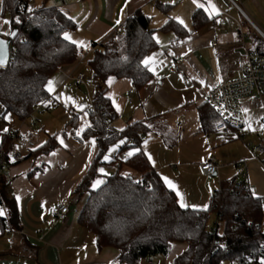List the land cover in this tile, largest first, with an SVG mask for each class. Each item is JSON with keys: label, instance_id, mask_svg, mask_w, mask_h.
I'll list each match as a JSON object with an SVG mask.
<instances>
[{"label": "crops", "instance_id": "obj_1", "mask_svg": "<svg viewBox=\"0 0 264 264\" xmlns=\"http://www.w3.org/2000/svg\"><path fill=\"white\" fill-rule=\"evenodd\" d=\"M48 1L51 2L45 0ZM217 2L218 6L214 0H197L201 7L193 0H56L55 4H47L60 7L75 22L77 28L69 35L83 42L82 54L75 64L60 68L50 78L54 90L51 93L46 90L55 105L47 110L48 115H44L45 111L32 112L21 121L12 115L8 133L16 136L13 148L20 153L21 160L6 166V175H0V197L6 189L4 198L15 202L18 215L13 220L8 205L1 208L4 214L0 216L6 218L7 226L4 228L0 221V264H118L119 251L112 247L100 249L96 236L78 222L84 197L76 190L98 154L95 138L84 141L78 138L92 125L88 109L94 85L88 61L95 50L93 45L121 36L124 23L137 11L150 18V29L154 31L157 48L146 57L152 58L148 66L153 77L138 91L127 78L110 85L107 97L117 115L112 126L121 131L137 122L148 124L151 128L148 134L161 142L165 160L157 163L151 158L150 162L161 178L169 179L164 173L170 170L169 166L193 167L201 176L208 177L200 167L205 161L214 160L219 169L213 177L229 168H239L243 171L242 182L258 189L244 169L247 171V164L256 163L264 169L261 163L252 160L250 148L253 143H264V99L241 100L242 110L247 109L243 111L246 125L242 138H236L215 131L208 95L218 83L239 75L248 54L258 53L256 41L264 43V0H245L243 13L227 0ZM209 3L215 7V13L211 8L204 11ZM198 9L210 21L193 31V16ZM177 17L184 21L181 25L188 35L177 38L173 32L160 31L169 20L177 21ZM79 77H83L82 82ZM2 118L5 119L4 115ZM81 128L84 131L78 136ZM144 139L145 136L138 151H133L134 148L121 151L126 139L115 143L105 154L109 159L103 161L118 159L125 163L140 150L145 154ZM50 141L55 146L49 152L42 151ZM129 152L131 156L127 155ZM101 168L107 175L98 170L95 180L104 183L95 189L92 183L91 190H98L115 173L108 166ZM121 174L140 176L125 164ZM61 202L68 203L70 210L66 220L58 222L52 208ZM176 245L177 251L166 264H171L185 250L184 244Z\"/></svg>", "mask_w": 264, "mask_h": 264}, {"label": "trees", "instance_id": "obj_2", "mask_svg": "<svg viewBox=\"0 0 264 264\" xmlns=\"http://www.w3.org/2000/svg\"><path fill=\"white\" fill-rule=\"evenodd\" d=\"M32 0H2L4 13L11 16V31L18 34L11 45V62L0 67V103L5 114L19 121L26 119L34 106L48 98L46 86L50 78L62 67L75 64L82 50L63 39V33L76 30L77 25L58 6L47 5L29 11ZM165 10V9H164ZM210 19L202 9L193 16V31L206 26ZM162 32H173L177 38L189 34L184 26L169 20ZM7 38L10 34L3 35ZM88 61L94 93L88 113L91 127L78 138L84 141L95 138L98 154L76 193L84 197L78 222L96 236L100 249L112 247L119 251L118 264H139L156 256H168L174 245L184 244L185 250L171 264H209L223 260H237L242 253L256 250L264 241L259 225L263 220L260 197H253L237 181H223L211 198L208 209L181 208L176 193L170 190L148 157L139 151L124 162L118 159L105 163L104 156L117 142L126 139L122 150L141 147L142 138L151 128L146 122H137L124 130L115 129L112 123L117 115L107 91L121 78L130 79L138 91L148 84L153 74L142 61L157 48L150 18L137 11L122 27L121 36L97 45ZM255 50L264 54V43L256 41ZM214 129L220 123L212 111ZM215 119V121H214ZM207 120V124H208ZM4 135L0 146V166L13 161L16 136ZM134 138L135 142L131 143ZM50 141L42 148L49 152L54 147ZM127 165L139 177L124 176L121 167ZM115 169L114 175L98 190L90 186L99 176V168ZM7 185H5L6 187ZM1 193L0 209L8 205L11 219H17L14 201ZM215 218L212 221V218ZM6 228V218L0 216ZM220 222L226 250L210 258L211 230Z\"/></svg>", "mask_w": 264, "mask_h": 264}, {"label": "built area", "instance_id": "obj_3", "mask_svg": "<svg viewBox=\"0 0 264 264\" xmlns=\"http://www.w3.org/2000/svg\"><path fill=\"white\" fill-rule=\"evenodd\" d=\"M232 6L237 8L241 13L242 4L245 0H227ZM218 6L217 0H214ZM220 9V8H219ZM178 66L176 65V69ZM79 81H83V77L78 78ZM252 99L255 101H262L264 99V54L260 53H249L247 56L246 63L240 70L237 77L226 79L218 83L208 95V103L219 117L220 123L216 126L215 131L218 133H230L236 138H242V129L246 125V116L241 107L242 99ZM55 101L52 97H48L41 103L34 106L33 113H42L54 107ZM112 125V123H110ZM182 123L179 122L178 126ZM132 143L135 142L134 138L130 140ZM253 152L252 160L261 163L264 167V160H262L258 154H264V143L257 145H250ZM21 155L17 150L13 151V161H18ZM6 165L0 166V175L5 176ZM201 171L208 177L217 175L219 166L210 160L201 165ZM238 186H244L248 193L252 195V191L255 189L250 188L247 182L237 183ZM261 203L264 207V197H260ZM69 204L61 202L52 208V213L58 222L65 221L69 214ZM264 238V229L262 224L259 225ZM222 227L219 221L212 227L211 235L212 241L210 245V258L218 255L220 251L226 250L225 243L220 239L222 235ZM264 258V241L256 250H248L242 253L241 258L237 260H223L219 263L209 264H260L261 259ZM148 264H153L151 258L147 259Z\"/></svg>", "mask_w": 264, "mask_h": 264}, {"label": "rangeland", "instance_id": "obj_4", "mask_svg": "<svg viewBox=\"0 0 264 264\" xmlns=\"http://www.w3.org/2000/svg\"><path fill=\"white\" fill-rule=\"evenodd\" d=\"M50 1L51 2L49 3L48 1L47 4L49 3L50 5H52L55 4L56 0ZM44 2L45 0H33L29 5V9L32 10L41 7ZM56 4L58 5V2H56ZM4 21H7L8 23H4ZM0 31V33H2L4 36L10 34L11 31V16L9 13H4L2 0H0ZM3 115L5 118L4 120L2 118ZM44 115H48L47 111H45ZM12 120V114H5L4 107L0 103V141L1 136L5 133H8V131L12 128ZM145 141L147 143H145ZM260 143L261 142L253 143V145H257ZM160 144L161 142H159V140L154 138L152 135L148 133L145 135L143 149L147 154L151 156V158H155L157 163H162V160H165L162 156V149ZM183 147L186 148V145L184 144ZM258 156L264 159V154H259ZM206 162L208 161H205L204 163ZM167 168H169L170 170H165V175H168L169 180H171L173 184L176 185V190L181 194L179 200L182 198L183 202L188 205V207H192L193 205H195L196 208L208 209L210 206L211 195L214 190L219 189L221 181L233 180L234 178H236V180L240 183L244 178L242 175V169H236L235 167L233 169L229 168L222 174H219L218 177L213 178L201 176L193 167H187L185 169H183L182 167H178L177 169H175L169 166ZM245 170L246 169H244V172L248 173V177L251 182L253 181L255 185L258 186V189H255V193L257 194L256 196L264 197V169L260 166V164L256 163L253 165L247 164V171ZM180 176L182 177L179 178ZM214 220L215 218L213 217L212 221ZM262 229H264V207ZM177 249L178 246L174 245L171 253L168 256L153 257L152 260L154 261V264H166L167 260L171 258V256L177 251Z\"/></svg>", "mask_w": 264, "mask_h": 264}, {"label": "snow or ice", "instance_id": "obj_5", "mask_svg": "<svg viewBox=\"0 0 264 264\" xmlns=\"http://www.w3.org/2000/svg\"><path fill=\"white\" fill-rule=\"evenodd\" d=\"M193 3H194L197 7H201V6H202L201 4L197 3V0H193ZM209 8H211L212 13H215V12H216L215 7H214L213 5H211L210 3L208 4L207 7L204 8V11H205V12H208V11H209ZM29 11H31V9H29ZM176 19H177V22H178V23H180V24H183V23H184V21L181 20L180 18L177 17ZM4 23H8V22H7V21H4ZM117 23H119V21H117ZM63 39L66 40V41H68L69 43L75 44L77 47H80V46L83 44V42H81V41L73 40L72 37H71V36L69 35V33H67V32L63 33ZM154 39H155V37H154ZM157 42L159 43L158 40H157ZM151 60H152V58H146L144 61H142V63L147 67V66L149 65V63L151 62ZM5 64H6V56H5V52H4V45H3V42H0V67H4ZM149 70H151V69H149ZM217 79H219V77H217ZM46 88H47V90L51 93V92L54 90V89H53V81H51V80L48 81V84H47ZM65 99L70 100L71 98H70V97H66ZM77 107H79V106H77ZM243 111H244V112H247V109H244ZM83 131H84V129L81 128L79 131H77V135L79 136L80 133L83 132ZM61 143H62V141H61ZM94 143H95V142L93 141V144H94ZM121 143H123V141H121ZM145 143H147V142L145 141ZM133 151H138V149H134ZM127 155L131 156V155H132V152H129ZM145 155L148 156V159H149V161L151 162V156H150L149 154H147V153H145ZM104 159H105V160H108L109 157H108V156H105ZM99 171H100L103 175H107V173L104 172V169H103V168L99 169ZM162 179H163V181H164V184H165L170 190L176 192L177 197H180V196H181V194L179 193V191L176 190V185L173 184V182H172L171 180H169L167 177H162ZM103 183H104L103 180H100V179L95 180V181L93 182L92 187H93L94 189H95V188H98V187H99L100 185H102ZM256 195H257V194H256L255 191L253 190V191H252V196H253V197H256ZM17 199H19V198L17 197ZM178 203H179V205H180L181 208H186V207H188V205H186V204L183 202L182 198L178 201ZM192 207H193L194 209L196 208L195 205H193ZM205 207H206V206H205ZM3 214H4L3 210L0 209V215H3ZM260 264H264V258L261 259Z\"/></svg>", "mask_w": 264, "mask_h": 264}, {"label": "water", "instance_id": "obj_6", "mask_svg": "<svg viewBox=\"0 0 264 264\" xmlns=\"http://www.w3.org/2000/svg\"><path fill=\"white\" fill-rule=\"evenodd\" d=\"M17 34H18V29L17 27H15L7 38L2 37L0 35V42H3L4 52L6 56V64L4 67H7L11 62V45L13 40L16 38Z\"/></svg>", "mask_w": 264, "mask_h": 264}]
</instances>
